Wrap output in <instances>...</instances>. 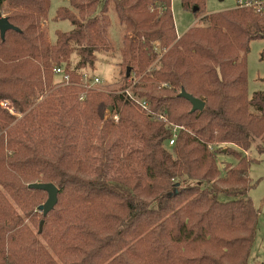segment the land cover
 <instances>
[{"label":"trees","instance_id":"obj_1","mask_svg":"<svg viewBox=\"0 0 264 264\" xmlns=\"http://www.w3.org/2000/svg\"><path fill=\"white\" fill-rule=\"evenodd\" d=\"M111 1L124 31L125 79L146 72L132 88L146 115L124 93L127 83L116 93L80 85L81 72L112 48ZM192 1L202 0H182L185 10ZM50 6L0 0L19 29L0 34V264H248L260 214L248 197L254 162L227 164L223 175L218 157L228 152L213 147L264 151V92L250 97L247 76L264 11L205 16L206 26L180 38L172 0H69L55 21L72 30L51 42L43 30ZM192 11L199 17L206 5ZM63 65L71 83L37 104ZM183 91L205 109L192 113ZM7 100L22 118L2 107ZM110 106L118 121L106 114ZM169 123L187 129L174 146ZM36 183L59 189L47 216L39 208L48 194L29 188Z\"/></svg>","mask_w":264,"mask_h":264},{"label":"rangeland","instance_id":"obj_2","mask_svg":"<svg viewBox=\"0 0 264 264\" xmlns=\"http://www.w3.org/2000/svg\"><path fill=\"white\" fill-rule=\"evenodd\" d=\"M207 3V4H206ZM194 6H198L200 8H204L206 5V11L200 15L199 17L193 14L192 8ZM69 0H51V6L48 14L47 21L43 24V30L45 31L48 39L51 42H55L57 38L58 32L67 33L72 30V26L69 21H55L56 14L61 7H68ZM236 0H202L200 2L192 1L190 4L189 10H185L182 0H172V11L174 22L176 26V31L181 38L187 31L195 26H206L207 22L203 21L202 18L205 16H209L212 14L220 13L223 11H228L236 8ZM109 17L111 18V28L109 30V39L112 45L111 50L102 51L97 54V61L93 68H86L83 71L90 72L101 80V84L92 90L103 91L105 93L111 92L116 93L119 92L120 88L126 85L128 86L124 93L130 98L131 102L134 103L137 111L141 113L146 112L139 106V103L146 102L144 99H140L132 94L133 86L140 82L144 76H146V72L137 76L132 74V77L128 82L126 81V70L120 66L122 62L121 57V48L122 42L124 38V31L122 25L120 24V20L117 14L113 11V1L110 2V12ZM160 44L158 43V46ZM78 62V57L73 56L71 63L72 68H74L75 64ZM159 66V61H155L147 70L150 72L151 69H156ZM62 67L65 68V65ZM66 69V68H65ZM247 76H248V94L250 97L256 92H264V39L254 40L250 44V51L247 55ZM60 80L58 77L52 79L50 90L45 88L46 94L41 96L37 104L42 103L46 100L48 93L53 91H57L61 88ZM92 92H81L80 101L85 99L86 96L91 95ZM9 102L11 101H3ZM12 104V103H11ZM13 108L15 106L12 104ZM109 108L106 114L109 117H113L114 120L118 121L119 116L114 113L109 112ZM18 118H22V115H16ZM185 130H187L185 128ZM223 150L227 155H221L218 157V165L221 170V173L225 174V166L227 164L237 165L238 161L241 159H245L246 162H254L250 168V178L254 183L253 189L249 192V198L252 200L254 206L257 210H259V221H258V229L256 239L251 251V255L249 258L248 264H262L264 263V151H259L256 147L251 148V150H243L241 147L236 146L234 144H226L220 143L215 144L213 147V152ZM236 152L241 157L237 158L232 153ZM224 200H227L224 199ZM46 199H42L41 203L45 204ZM17 212L20 214L23 211V207H17ZM39 221V219H38ZM29 220H26V223ZM39 225V223H38ZM28 226L34 233L37 234V228L35 229V225L32 223H28ZM141 236V238H143ZM140 238V239H141ZM50 249V248H49ZM55 261L58 263H62L57 257H54ZM113 258V257H112ZM111 258V259H112ZM110 259V260H111ZM109 260V261H110Z\"/></svg>","mask_w":264,"mask_h":264},{"label":"built area","instance_id":"obj_3","mask_svg":"<svg viewBox=\"0 0 264 264\" xmlns=\"http://www.w3.org/2000/svg\"><path fill=\"white\" fill-rule=\"evenodd\" d=\"M237 8H253L256 12L261 13L264 11V0H236ZM54 75L59 78L61 86H67L71 83V76L66 71L64 67H56L53 70ZM101 84V80L90 72L83 71L80 74V85L83 86L87 90H92ZM139 106L143 109V111H148L149 105L146 102L139 103ZM2 107L9 111L13 115H17L15 109L12 104L9 102L2 103ZM162 119H164L162 117ZM173 136L170 139V146L175 145V141L178 135V132L181 129H185L183 127H178L171 125Z\"/></svg>","mask_w":264,"mask_h":264},{"label":"water","instance_id":"obj_4","mask_svg":"<svg viewBox=\"0 0 264 264\" xmlns=\"http://www.w3.org/2000/svg\"><path fill=\"white\" fill-rule=\"evenodd\" d=\"M10 30L19 31L18 28H16L14 25H12L8 18L4 17L2 13L0 12V34L1 38L4 40L6 37V33ZM131 69L129 68L127 70V76L130 75ZM181 97L187 100L191 106H192V113L195 112H202L205 107L206 103L203 102L200 99H197L193 97L192 95L186 93L183 91L181 93ZM109 112H113V108H109ZM32 190H41L48 194V199L44 205H42L39 210L43 213L44 216H47L57 205L58 203V195H59V189L54 184H41L36 183L29 186ZM44 226V221L40 224V232L42 231Z\"/></svg>","mask_w":264,"mask_h":264}]
</instances>
